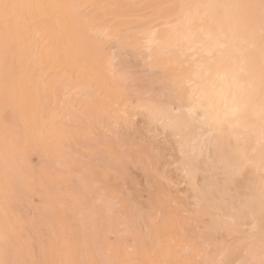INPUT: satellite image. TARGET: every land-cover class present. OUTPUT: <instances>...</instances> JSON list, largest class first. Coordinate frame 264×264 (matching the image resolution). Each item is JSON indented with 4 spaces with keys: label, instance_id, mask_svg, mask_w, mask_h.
<instances>
[{
    "label": "snow or ice",
    "instance_id": "snow-or-ice-1",
    "mask_svg": "<svg viewBox=\"0 0 264 264\" xmlns=\"http://www.w3.org/2000/svg\"><path fill=\"white\" fill-rule=\"evenodd\" d=\"M100 7L125 6L20 5L0 0V108L5 116L0 164V203L4 210L0 264H116L104 258L98 243L104 221L111 223L119 217L122 228L128 230L126 213L131 210L136 228L147 242L152 230L144 231L145 215L159 224L181 212L189 217L193 208L204 226L186 246L199 258L186 259L183 264H264V0L143 5L161 11L136 25V43L132 42L133 33L113 31L97 22L96 9ZM64 9L73 11L77 31L66 38L58 25H51L45 42L49 55L55 62L71 61L76 37L87 42L88 60L108 82L110 94L104 110L91 123L80 119L77 131L72 130L71 118L57 127V122L48 121L44 113L21 127L8 119V113L18 109L24 89L34 90L40 97L43 87L46 98L51 78L62 71H41L37 76L33 68L37 60L41 69L45 67L38 46L33 48L31 41L33 27L44 22L36 10L51 20ZM166 11L176 14L166 25L168 36L161 39L158 15ZM224 49H231L238 58L224 60ZM19 56L27 58V68L22 69L26 74L23 87L18 84ZM164 58L169 64L175 58L176 64L161 72L154 64ZM176 68L183 75L177 74ZM148 81H158L159 87L145 88ZM58 88L54 86V90ZM68 91L69 86H65V93ZM77 94L95 103L90 90ZM141 118L146 125H158L157 132L163 127L165 138L174 135L179 148V154L174 150L168 161L174 174L164 196L169 205L167 213L151 197L147 204L134 202L126 196L120 179L112 181L113 175L125 178L137 154L144 150V144L133 141L130 145L122 139ZM97 124L105 128L109 152L103 155L98 150L90 157L81 148L95 147V133L82 145L78 132ZM193 126L200 133L194 143L185 138ZM257 128L258 164L257 149L240 144L246 136L251 139ZM33 148H43L56 160L54 175L29 178L23 174L24 162ZM66 155L75 165L72 171L79 174L67 185ZM253 168L258 180L251 175ZM200 172L204 183L193 184V176ZM172 185L179 195L174 194ZM185 188L190 191L185 192ZM68 210L83 226L79 239L58 227ZM50 245L60 258L41 259L48 255ZM25 248L31 260L21 258Z\"/></svg>",
    "mask_w": 264,
    "mask_h": 264
},
{
    "label": "bare ground",
    "instance_id": "bare-ground-1",
    "mask_svg": "<svg viewBox=\"0 0 264 264\" xmlns=\"http://www.w3.org/2000/svg\"><path fill=\"white\" fill-rule=\"evenodd\" d=\"M9 2L17 3L20 5H50V4H73V3H89L96 5H120L125 7L111 8V7H100L96 9V20L99 23H104L109 27H112L113 31H124L127 33H133L132 42L136 43V25L140 24L147 15L158 14L160 9H146L141 6L143 5H167V4H202V3H245L248 0H9ZM132 6V7H128ZM27 9H22V12H26ZM38 15H41L44 22L38 26H34L31 33V41L33 48L38 46L40 54L42 56V62L45 65L43 69L40 68L41 61L37 60L33 68L36 70V75L40 76L41 71L48 72L49 70H57L62 68L60 75L58 77H52L51 82L48 87L46 98L43 96V87L41 88V96L37 97L34 90L24 89V95L22 103L19 105L16 111H10L8 113V119L14 120L20 123L21 127L24 126L25 122L31 124L34 122L37 115L40 113L46 114L48 121L55 120L57 122V127H63L66 123V110H67V95L70 93H78V91L88 89L90 90L91 97L95 100L96 96H100V100L92 103L91 101H86L83 96L84 112L89 116L97 115L101 108L105 107V103L110 94V87L108 82L104 77L96 71V69L89 62V46L88 43L76 37V46L73 48V59L71 61H60L55 62L54 57L49 55L50 49L45 47V42L48 39L46 33L49 31L51 25H58L59 28L65 33V37L75 36L77 31V21L74 19V14L71 9H64L61 11L58 17H54L51 20L47 18L46 13H41L40 10H36ZM175 12L166 11L164 15H158L159 20V33L160 38L164 39L168 36V31L166 30L167 23L175 16ZM78 57V60H77ZM222 58L228 60L229 58H238V54L232 52L231 49H224L222 51ZM175 58L172 59L171 64L167 58L162 60H157L154 64L155 68L161 70V72L166 67L175 66ZM18 65V84L23 87L25 81L22 79L26 74L22 69L27 68V58L19 56L17 59ZM29 73L32 69L27 70ZM176 73L183 75L176 68ZM63 82V83H61ZM59 86L58 90H54V86ZM65 86H69V91L65 93ZM4 124L5 116L3 109L0 108V164H2L3 159V149H4ZM195 131L192 132L188 129L185 133V138L190 142H195L199 138V128L193 126ZM76 131L75 129H72ZM80 135L86 137L88 135V130L84 128L79 129ZM258 128L256 129L255 135L248 139L247 136L244 140H241V147H245L248 144L252 148L257 149L256 162L259 163V145L258 140ZM59 139V137H58ZM235 144L236 141L234 140ZM72 145H75L73 141ZM251 150V148L249 149ZM83 152H86L90 157H94V153L90 147L84 148ZM64 159L67 161L66 164V175L69 178L65 181L67 185L69 180L77 177L79 174L72 171L75 165L72 164L70 155H66ZM58 164L56 160L52 158L49 152L45 151L43 148H33L28 159L23 165V174L26 177L33 176H52L55 174ZM133 172V171H132ZM251 175L258 180L257 169H251ZM39 201V197H37ZM63 215V213L61 214ZM115 222L119 227V233L123 236L126 230L122 228L120 223V218H115ZM4 226V210L3 205L0 203V229ZM60 230L69 235L75 236L77 239L80 238L83 231V226L78 221L77 217L68 210L66 218L62 220L61 224H58ZM102 236V242L104 244H112L113 240L110 241L109 236L110 231L106 228L100 231ZM123 237H119L118 242L115 244L114 249L111 250L110 255L105 254L104 258L115 261L116 264H159L160 261L157 258L156 252L158 251L157 246H138L135 241L128 245L122 240ZM167 240H174L175 243L182 249H185V245L182 244V240L178 238L177 234L173 229H170L167 233ZM37 247H40L39 237L36 239ZM99 243V242H98ZM21 258L26 260H31L32 255L30 251L25 248L21 253ZM41 259H58L60 258V253L54 250L51 245L49 246L48 255L41 256Z\"/></svg>",
    "mask_w": 264,
    "mask_h": 264
},
{
    "label": "rangeland",
    "instance_id": "rangeland-1",
    "mask_svg": "<svg viewBox=\"0 0 264 264\" xmlns=\"http://www.w3.org/2000/svg\"><path fill=\"white\" fill-rule=\"evenodd\" d=\"M144 87L147 89H152L153 87L158 88L159 82L156 81L155 84H153L152 81H148ZM95 100H100V96H96ZM67 102L66 123L69 121V118H71L72 129L76 131V125L80 119H83L85 123H91L95 117L104 110L103 107L97 115L87 117L84 112L83 98L76 93L68 94ZM157 127L158 125L156 124L146 125L144 119L141 118L138 125L126 131L122 139L126 140L130 145L133 141L144 144V150L137 154L135 162L132 164L131 170L126 173L125 178H118L113 175L112 181L116 182L117 179H120L121 186L125 188L126 196H130L134 202L147 204L151 197L153 201L167 213L169 205L165 201L164 196L171 184V178L174 174V168L168 161L171 159L174 150L177 155L179 154V148L176 146L174 135L170 133L168 137L165 138L164 128L160 127V131L157 132ZM191 131L194 132L195 128L192 127ZM93 132L95 133L93 140L98 141L95 143V147H90L94 153V157L98 150L102 152L103 155H107L109 146L105 142L106 133L104 126L99 124L95 125L94 128L88 130V135L86 137H82L78 132L80 143L82 145L87 143V138L92 137ZM75 146L76 145H72L73 148ZM83 149L82 147V152ZM156 168L159 169L158 172L155 170ZM101 175L106 176V173L102 171ZM125 179L126 184L124 183ZM196 182H199L201 185L204 183L203 172L193 176L192 183L195 184ZM181 186H183V182H181ZM172 188L174 192L175 185H172ZM153 189H155V191H153ZM188 191H190V189L185 188V192ZM174 194L179 195L175 192ZM191 212L192 214L189 217H186L185 214L181 212L179 216H175L167 222L162 220L159 224L154 223V217L145 215L142 221L145 225L144 231L147 233L149 229L152 230V238L145 242L144 236H142L140 230L136 228L131 210H128L126 214L128 216L130 228L126 230V233L123 236L119 233V227L115 222V218L111 223L104 221L100 231L107 228L111 233L109 239L110 241L113 240V242L112 244H104L101 235H99L98 242L102 246L105 254L108 255H110L111 250L114 249L119 237H123L122 240L128 245H131L135 241V243L141 247L150 245L157 246L158 251L156 254L160 261L159 264H183V261L186 259L196 260L199 258L198 255L188 249L186 245L194 233H196L198 229L203 228L204 225L203 218L197 217L194 208L191 209ZM170 229H173L178 238L182 240V244L186 246L185 249L180 248L174 240H167V233Z\"/></svg>",
    "mask_w": 264,
    "mask_h": 264
}]
</instances>
